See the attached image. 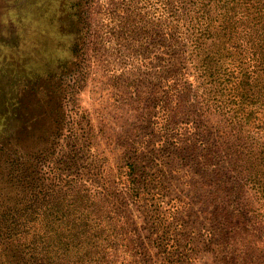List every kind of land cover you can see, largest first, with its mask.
<instances>
[{"label":"rangeland","instance_id":"374dc122","mask_svg":"<svg viewBox=\"0 0 264 264\" xmlns=\"http://www.w3.org/2000/svg\"><path fill=\"white\" fill-rule=\"evenodd\" d=\"M202 2L0 0V212L82 178L157 264H264V93Z\"/></svg>","mask_w":264,"mask_h":264},{"label":"trees","instance_id":"16d2710c","mask_svg":"<svg viewBox=\"0 0 264 264\" xmlns=\"http://www.w3.org/2000/svg\"><path fill=\"white\" fill-rule=\"evenodd\" d=\"M201 4L200 30L208 33L219 23L218 41L233 42L223 58L246 66L238 80L243 87L253 83L263 94L264 0H203ZM242 40L251 47L248 51L240 48ZM46 179L41 177L32 185L25 176L16 175L27 193L0 212V264H157L151 245L142 240L129 212L122 204L117 206L116 197L110 199L111 194L82 178Z\"/></svg>","mask_w":264,"mask_h":264}]
</instances>
